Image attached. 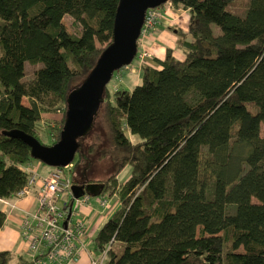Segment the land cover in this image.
Segmentation results:
<instances>
[{"label": "trees", "instance_id": "16d2710c", "mask_svg": "<svg viewBox=\"0 0 264 264\" xmlns=\"http://www.w3.org/2000/svg\"><path fill=\"white\" fill-rule=\"evenodd\" d=\"M119 1L0 0V230L34 159L7 133L60 139L67 95L113 41ZM232 1L162 4L190 11V33L180 32L185 57L169 49L159 67L143 64L132 91L107 88L94 129L79 140L72 185L97 182L100 195L119 199L95 238L98 249L109 246L104 264H264V0H248L243 14ZM27 62L42 64L30 78ZM45 118L57 126L48 127L51 143L40 135ZM109 156L108 176L95 175ZM34 261L0 252V264Z\"/></svg>", "mask_w": 264, "mask_h": 264}, {"label": "water", "instance_id": "95a60500", "mask_svg": "<svg viewBox=\"0 0 264 264\" xmlns=\"http://www.w3.org/2000/svg\"><path fill=\"white\" fill-rule=\"evenodd\" d=\"M171 0H120L113 23V41L103 50L86 79L72 88L66 99L67 112L60 139L44 144L34 136L11 130L7 134L23 140L31 149L34 159L55 167L73 163L80 147V139L92 132L96 118L105 102L107 85L114 73L130 65L135 59L148 8L158 7ZM75 197L88 193L100 195L102 185L91 182L72 186ZM71 216V211L68 217Z\"/></svg>", "mask_w": 264, "mask_h": 264}, {"label": "built area", "instance_id": "2783aa9c", "mask_svg": "<svg viewBox=\"0 0 264 264\" xmlns=\"http://www.w3.org/2000/svg\"><path fill=\"white\" fill-rule=\"evenodd\" d=\"M161 19L160 6L148 8L140 42L157 31ZM151 57V52L142 48L138 49L135 58L142 66ZM72 167L73 163L63 168L58 167L47 176L31 171L27 185L19 192V196H22L33 190L37 191L38 209L33 212L25 211L22 222V236L27 240L30 255L35 258L34 264H74L79 261L85 248L82 239L88 234V226L83 220H73L72 216L92 196L86 193L81 197H74L71 175L65 173V169L71 172ZM66 192L68 198L61 205L60 200ZM107 204L108 199H100L101 206L105 207ZM70 210L71 216L68 217ZM108 248L105 245L100 256L93 258L91 264H104Z\"/></svg>", "mask_w": 264, "mask_h": 264}, {"label": "crops", "instance_id": "0c3cea01", "mask_svg": "<svg viewBox=\"0 0 264 264\" xmlns=\"http://www.w3.org/2000/svg\"><path fill=\"white\" fill-rule=\"evenodd\" d=\"M161 11L162 19L157 31L154 32V35L151 38H149L147 44L144 41L143 45V48L148 49L152 54V57L145 61L144 64H151L156 67H159V60L166 58L169 49L173 51V54L176 57L181 59L185 57V50L180 43V32L190 33L192 21L189 9L182 5L176 6L168 3L163 5ZM27 168L41 176H46L54 171V169H50L41 164H33L32 161ZM111 197L117 198V208L119 206L117 195L115 194ZM91 201L92 198L88 203L80 205L77 212L74 214L75 219H80L87 223L89 230L88 235L82 239L85 248L83 249L77 264H91V251H93L94 245L96 246L95 238L104 224H100V220L103 215H106L105 211L111 206L110 201L105 207L100 205L103 209L101 212L96 213V204L95 202H92V205ZM10 203L8 204V202H5L8 212L5 226L0 230V252L15 250L17 254H23L29 257L30 252L28 251V243L22 236V222L25 211L33 212L38 209L36 194L33 192L24 194ZM87 220L92 221L87 222ZM87 239H92V243L88 244L89 240Z\"/></svg>", "mask_w": 264, "mask_h": 264}, {"label": "rangeland", "instance_id": "374dc122", "mask_svg": "<svg viewBox=\"0 0 264 264\" xmlns=\"http://www.w3.org/2000/svg\"><path fill=\"white\" fill-rule=\"evenodd\" d=\"M247 1L248 0H233L231 2L230 8H231V10H233L235 12H238V13L243 14L244 11H245V9H246ZM162 7L163 6H160V8H162ZM65 23H66L68 29L70 30V32H75V31H79L80 30V26L79 25H75L73 18L70 17V16H66L65 17ZM213 28H214V31L215 32H219L220 31V27L217 24H213ZM153 35H154V33L153 34H150V35H147L148 37L147 36L146 37L148 39L147 38L146 39H143L141 42L138 40L139 49H142L143 48V45H144V41L147 44V41ZM176 48H177V46H176ZM26 64H27V78H30L33 75L34 69H36L38 66L40 67L42 65L41 62L40 63H37V64H34V65L30 64V62H27ZM142 73H143V68H142L141 64L139 63V61L135 58L130 65H128V66H126V67H124V68H122L119 71H116L114 73L112 79L110 80V82L107 85V88L110 90V92H111L112 95H113L114 91L116 92V90L118 88L132 91L135 88L136 85H138V84L141 83ZM43 120L45 122H42V124H44L47 127V130H41V132H40L41 138L43 139V141L45 143L46 142L47 143H51V141H53V134L48 130L49 129L48 127L55 128V127H53L54 126V123L52 124L53 119L45 118ZM56 128H57V126H56ZM261 133L264 136V122L262 123ZM132 139L135 140V141H139L140 140V137L138 135H136V136H132ZM103 140L105 141V143L104 144L102 143V145H100V147L98 148V150L100 152H106L105 150H109L110 149V146L108 145V141L106 140V138H103ZM97 155L99 156L100 153L98 152ZM110 155H114V154H111L110 153ZM113 157H115V156H113ZM32 163L33 164H41V165L46 166V167H48L50 169H54V171L58 169V167L48 165V164L44 163L43 161H41L39 159H33L32 160ZM113 165H114L113 158H112V156H109L107 159H105L102 162V167H104L103 168L104 171L102 172L101 169H98V168H100V165L99 166L97 165V167L95 169L96 170L95 175H98L101 178H106V176H108V174L107 175H104L105 171L108 168L112 167ZM90 172H91V169H90ZM90 172H89V174L91 175V177H93V176L94 177H97L95 175H92L94 173L91 174ZM131 172H132V167L130 165L125 166L122 169V171H121V173L119 175L120 181H123L124 182V181L128 180L129 177H130V175H131ZM65 173H66V175H69V174L71 175V172L68 169H65ZM67 198H68V192H66L64 194V198H62L60 200V204L63 205V203L65 202V200ZM101 198H107L110 201L111 206L105 211L106 215H103L102 216V218L100 220V224L104 223V221H106L107 219H109L111 217L113 211L115 210L116 206L118 205L117 198L116 197L109 196V193H106L104 195L92 196L91 204L93 205L92 202H95V204H96V206H95L96 207V213L101 212L102 209H103L100 206V199ZM94 215H95V213H94ZM72 219L75 220L74 215L72 216ZM91 221L92 220H90V221L87 220V222H91ZM87 235L88 234H86V236ZM87 240H89L88 241L89 243L87 242L88 244H91L92 243V239H87ZM121 244L122 243H120V242H116L115 243L114 250L116 251V253H120V251L122 249ZM101 250H102V248H99L98 249L94 245V249H93V251H91L92 257H91V260L90 261H92L93 258H98V256H100V254H101ZM13 252L16 253L15 250H13ZM110 258H111V256H108V258L106 257V259H107V260L105 259L106 260V263L110 260ZM78 262L79 261L75 262L74 264H77Z\"/></svg>", "mask_w": 264, "mask_h": 264}, {"label": "bare ground", "instance_id": "6f19581e", "mask_svg": "<svg viewBox=\"0 0 264 264\" xmlns=\"http://www.w3.org/2000/svg\"><path fill=\"white\" fill-rule=\"evenodd\" d=\"M71 211V210H70Z\"/></svg>", "mask_w": 264, "mask_h": 264}, {"label": "flooded vegetation", "instance_id": "af4514ba", "mask_svg": "<svg viewBox=\"0 0 264 264\" xmlns=\"http://www.w3.org/2000/svg\"><path fill=\"white\" fill-rule=\"evenodd\" d=\"M75 197V196H74Z\"/></svg>", "mask_w": 264, "mask_h": 264}]
</instances>
